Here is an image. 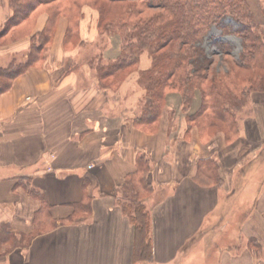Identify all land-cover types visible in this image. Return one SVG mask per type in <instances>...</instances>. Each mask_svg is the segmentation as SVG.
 Segmentation results:
<instances>
[{
  "label": "crops",
  "instance_id": "crops-1",
  "mask_svg": "<svg viewBox=\"0 0 264 264\" xmlns=\"http://www.w3.org/2000/svg\"><path fill=\"white\" fill-rule=\"evenodd\" d=\"M10 13L0 0L2 70L23 64L50 25L40 9L2 36ZM97 24L98 13L84 6L75 42L67 36L72 24L59 17L38 61L0 93V223L16 234L35 230L42 205L30 188L43 196L56 223L0 264H187L188 255L206 247L217 264H264V93L250 95L233 141L222 132L187 131L176 94L167 96L157 130L147 132L133 124L143 100L140 93L131 96L132 89L142 91L138 74L117 91L100 87L98 60H113L119 50L113 37L98 49ZM92 50L98 51L93 59ZM144 57L139 69L146 68ZM17 58L22 61L14 64ZM199 104L196 99L192 113ZM139 154L150 162L152 185L140 201L150 215L151 257L143 260L136 258L135 229L118 203ZM211 159L219 185L198 179V162ZM22 177L29 182H19ZM26 182L28 189L21 185ZM81 203L87 210L74 209ZM222 233L240 243L220 246ZM197 241L206 247H194Z\"/></svg>",
  "mask_w": 264,
  "mask_h": 264
},
{
  "label": "trees",
  "instance_id": "trees-1",
  "mask_svg": "<svg viewBox=\"0 0 264 264\" xmlns=\"http://www.w3.org/2000/svg\"><path fill=\"white\" fill-rule=\"evenodd\" d=\"M11 11L1 35L5 36L24 24L40 9L49 13L50 25L36 36L23 64L0 69V93L12 80L38 61L52 36V25L59 17L68 19L67 36L78 40L81 10L84 6L98 13L97 32L119 41L113 60H98L97 75L101 88L117 91L127 77L138 72L143 80L144 98L133 124L155 132L164 111L167 96L180 97V111L186 130L196 127L202 135L218 132L230 142L238 137V118L250 102V95L264 93V23L259 24L247 0H6ZM264 17V6L261 8ZM232 21L235 26L228 23ZM212 28L240 41L237 58L230 55L226 43H218L226 69L211 72L202 42ZM35 37V36H34ZM76 44V43H74ZM82 45V44H81ZM147 54L148 69H139L140 58ZM199 107L192 113L195 100ZM174 114L173 110L167 112ZM151 165L142 154L136 158V171L128 175L118 189L119 207L134 226L136 258L149 259L150 215L140 202L152 192ZM202 183L221 184L214 160L198 162ZM24 178V179H23ZM22 177L20 181H28ZM18 182V183H19ZM28 189L29 184H21ZM39 199L35 230L30 235L16 234L9 225L0 223V257L29 246L32 239L56 223L49 219L48 205L42 195L29 189ZM87 203L74 209L88 208ZM73 219V218H72ZM72 219L67 220L71 222ZM249 245H255L253 241Z\"/></svg>",
  "mask_w": 264,
  "mask_h": 264
},
{
  "label": "rangeland",
  "instance_id": "rangeland-1",
  "mask_svg": "<svg viewBox=\"0 0 264 264\" xmlns=\"http://www.w3.org/2000/svg\"><path fill=\"white\" fill-rule=\"evenodd\" d=\"M262 3L259 2V0H247L249 6L251 7L254 15H255V19L259 24L264 23V17L261 13V8L264 6V0H260ZM263 5V6H262ZM258 16V18H257ZM261 16V17H260ZM229 24L235 26V24L232 21H228ZM88 28V27H87ZM101 35V34H100ZM103 37V43H102V39L96 43V45H98V49H101V47L104 45L105 42L108 41L109 38L113 37L111 35H102ZM101 38V36H100ZM117 46L119 44V41L116 40ZM218 43H226L228 45V47L230 48V55L234 58H237V56L239 55L240 52V41L235 38L232 35H224L222 34L218 29L216 28H212V30L209 32V35L207 36V38L202 42L201 44V48L203 49L205 56L207 59L211 60V65L210 68L212 69L211 72H218L220 70H225L226 66H225V62H224V57L222 56V52L218 46ZM110 44V43H109ZM118 49V47H117ZM96 51V52H95ZM93 52L94 55H89V57L91 59L94 58L95 53H97V50H92L89 51L88 53ZM145 55V57L143 58L144 62L146 61V68L148 69L150 67V60L147 54H143ZM16 62H14V64L18 63V61H22L20 60V58H17L15 60ZM140 61H142V59L140 58ZM94 62V61H93ZM95 63V62H94ZM140 68V67H139ZM137 76V79L135 80V83L137 84L138 87L143 88V80L142 78H140V75L138 72L132 74V81L134 79L133 76ZM139 89H132L131 90V96H133V98L140 93V97L137 99H143L144 95H143V89L141 92H137ZM135 97V98H136ZM142 97V98H141ZM140 111V109L138 110ZM140 113V112H139ZM261 174V172H260ZM225 234H227V231H225ZM218 236V234H217ZM233 243V245L240 243V241H238L236 238L230 239L229 236L225 235L222 233V235L219 237V243L221 244L220 246L224 247L226 245H229L230 243ZM245 243V241H244ZM198 246H203L206 247L204 244L202 245V243H200V241H197V243L194 245V247H198ZM199 250L198 252H195V255H193V253L191 255H188L186 258V262L187 264H217V260L215 257V252L214 250H209V247H206V249H195L194 251ZM4 257H0V259H3Z\"/></svg>",
  "mask_w": 264,
  "mask_h": 264
}]
</instances>
